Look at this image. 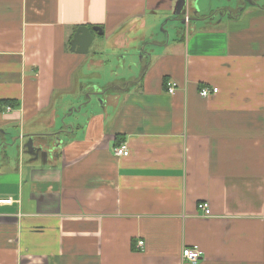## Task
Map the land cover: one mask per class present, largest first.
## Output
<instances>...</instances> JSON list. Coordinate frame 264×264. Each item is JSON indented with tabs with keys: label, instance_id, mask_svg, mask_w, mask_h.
<instances>
[{
	"label": "crops",
	"instance_id": "0c3cea01",
	"mask_svg": "<svg viewBox=\"0 0 264 264\" xmlns=\"http://www.w3.org/2000/svg\"><path fill=\"white\" fill-rule=\"evenodd\" d=\"M178 2L0 0V264H264V0Z\"/></svg>",
	"mask_w": 264,
	"mask_h": 264
},
{
	"label": "built area",
	"instance_id": "2783aa9c",
	"mask_svg": "<svg viewBox=\"0 0 264 264\" xmlns=\"http://www.w3.org/2000/svg\"><path fill=\"white\" fill-rule=\"evenodd\" d=\"M175 84L174 83H169L167 85V92L168 94L172 95L175 92ZM218 92L217 88H212V90L208 89H202L200 91V95L203 97H207L209 94L213 93L216 94ZM10 110V109H8ZM115 154L118 156L126 157L128 156V148L126 145H121L118 148L115 149ZM12 201L11 199H4L0 200V204H10ZM197 209L203 214L204 217H209L211 215L210 212V207L208 203L206 202H201L197 205ZM143 242H138V247L142 248ZM182 257L189 263L191 264H196L199 259L201 258V251L197 248H188L184 249L182 251Z\"/></svg>",
	"mask_w": 264,
	"mask_h": 264
},
{
	"label": "water",
	"instance_id": "95a60500",
	"mask_svg": "<svg viewBox=\"0 0 264 264\" xmlns=\"http://www.w3.org/2000/svg\"><path fill=\"white\" fill-rule=\"evenodd\" d=\"M186 0H179L176 6L175 15H179L182 13V10L185 6ZM96 30V29H95ZM93 40V35L91 34L89 28L87 27H79L74 36L73 40L70 43V49L72 52L77 54H86L88 48ZM32 142H28L25 147H28L29 150L32 148L33 150L30 152L32 155L36 154L37 152L44 151V147L46 146L44 141H41V146L38 148H33ZM47 147V146H46Z\"/></svg>",
	"mask_w": 264,
	"mask_h": 264
},
{
	"label": "rangeland",
	"instance_id": "374dc122",
	"mask_svg": "<svg viewBox=\"0 0 264 264\" xmlns=\"http://www.w3.org/2000/svg\"><path fill=\"white\" fill-rule=\"evenodd\" d=\"M166 21V20H165ZM171 24H174V25H178L179 24V22H177V21H174L173 19L170 21V19H169V21H167L165 24H163V26L161 27H159V34L161 35H164V38H165V36H166V34H167V30L170 32V36H173L174 35V33H175V30L177 29L176 27L177 26H175L174 28H172L170 25ZM181 26H183L184 28H185V25H181ZM176 28V29H175ZM8 111H10V110H8Z\"/></svg>",
	"mask_w": 264,
	"mask_h": 264
},
{
	"label": "bare ground",
	"instance_id": "6f19581e",
	"mask_svg": "<svg viewBox=\"0 0 264 264\" xmlns=\"http://www.w3.org/2000/svg\"><path fill=\"white\" fill-rule=\"evenodd\" d=\"M185 21L187 22L188 21V18H185ZM168 85V84H167ZM176 86V85H175ZM176 88V87H175ZM207 89V88H205ZM176 90V89H175ZM208 90H212V89H208ZM168 93V92H167ZM203 97V96H202ZM123 145H126V144H123ZM121 146V145H120ZM118 148V147H117ZM128 154H129V151H128Z\"/></svg>",
	"mask_w": 264,
	"mask_h": 264
},
{
	"label": "trees",
	"instance_id": "16d2710c",
	"mask_svg": "<svg viewBox=\"0 0 264 264\" xmlns=\"http://www.w3.org/2000/svg\"><path fill=\"white\" fill-rule=\"evenodd\" d=\"M243 2H244V1H243ZM243 2H242V3H243ZM204 89H205V88H204ZM200 91H201V90H200ZM211 94H213V93H211ZM209 95H210V94H209ZM209 95H208V96H209Z\"/></svg>",
	"mask_w": 264,
	"mask_h": 264
}]
</instances>
